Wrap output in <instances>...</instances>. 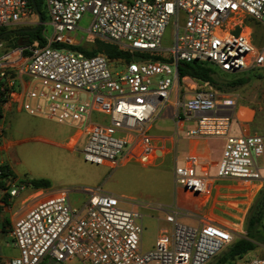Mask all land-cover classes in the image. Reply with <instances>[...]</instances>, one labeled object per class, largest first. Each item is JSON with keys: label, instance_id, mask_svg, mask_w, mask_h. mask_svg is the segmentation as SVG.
Masks as SVG:
<instances>
[{"label": "built area", "instance_id": "2783aa9c", "mask_svg": "<svg viewBox=\"0 0 264 264\" xmlns=\"http://www.w3.org/2000/svg\"><path fill=\"white\" fill-rule=\"evenodd\" d=\"M51 35L43 44L18 45L0 56V86L7 90L14 76L5 66L18 62L30 79L21 107L28 113L78 124L86 133L85 160L105 165L124 158L151 160L158 148L149 132L167 106L178 120L196 118L188 134L224 135L221 157L209 167L188 154L176 164L173 180L194 193H206L212 178L236 179L246 195L264 185V134L229 132L235 101L212 89L180 92L179 61L200 59L223 71L258 69L264 75V43H253L251 19L264 24V0H45ZM89 13L87 30L122 48L159 54L126 60L113 71L104 53L84 54L56 44H76L80 19ZM30 0H0V28L35 21ZM172 23V44L162 36ZM1 45V42H0ZM28 50V53L24 51ZM14 57V58H13ZM15 59V60H13ZM121 61V59H119ZM119 62V61H117ZM7 93H4L6 100ZM173 97L174 102H171ZM103 113L99 118L92 116ZM3 126L0 123V139ZM23 185L10 188V195ZM86 197L73 204L70 189L37 191L8 229L18 253L7 264H205L235 237L243 234L247 200L226 201L240 216L195 214L196 223L180 220L189 210L164 207L171 233H159L143 248L142 213L123 195L100 185L82 186ZM255 194L253 196H255ZM28 199V200H29ZM0 264L2 262L0 261ZM232 264H235L233 262ZM244 264H264L253 255Z\"/></svg>", "mask_w": 264, "mask_h": 264}, {"label": "rangeland", "instance_id": "374dc122", "mask_svg": "<svg viewBox=\"0 0 264 264\" xmlns=\"http://www.w3.org/2000/svg\"><path fill=\"white\" fill-rule=\"evenodd\" d=\"M37 5L38 11L43 17L46 35L49 36L52 33V25L47 22L49 14L45 0H37ZM89 21L90 15L89 13H85L80 19L75 31L76 44H81L83 47L89 48L93 44L101 45L104 41L103 39L110 40L107 37L88 31ZM248 23L252 27L253 43L260 46L264 43V24L254 19H251ZM12 26L17 27L15 25ZM12 26L9 28H13ZM172 27V23L170 22L165 28L162 36L163 46L172 44ZM9 28L8 26L1 27L0 31L3 32ZM29 33L32 37L31 42L40 44V39L34 34V31L30 30ZM13 40L11 36L0 37V41L2 42L0 51H4L3 53H5L9 49L23 44L21 41L20 44L14 45ZM56 45L64 48L69 47L67 44L62 43ZM77 50L87 55L85 51L81 49ZM128 50L130 51L128 59L121 58V61L118 58L112 59L113 71L123 69L126 60H139L143 57V53L139 51ZM212 66L215 69V76L220 79H229L230 77L246 73L249 76L248 81L239 86L221 90L207 82H199L186 75L178 83L180 92L186 90L189 92L195 89L205 88L215 90L221 96H229L235 101L236 107L241 108L237 112L240 120H237L235 116L231 117L229 132L237 134L239 130L238 121H240V131L264 134V75L258 69L228 72L221 70L214 64ZM4 91L6 92L5 89ZM92 114L98 118L104 115L96 111ZM0 123L3 126L2 138L0 139V162L8 163L14 171L21 174L23 179L18 182L26 184L29 178L45 177L49 181V185L45 186V190L66 187L70 189L69 196L72 203L77 204L86 197L85 191L81 190L82 186H96L99 184L95 182L98 177L102 176V178H105L106 173L102 175V171H97L98 169L95 166L88 164L91 163L90 161L83 158L81 151L83 144L81 146L78 144L73 149L65 145L67 135L71 131L68 124L57 122L53 118L30 114L24 109L18 112L15 111L13 116L9 117L1 107V103ZM34 134H39L42 137L29 139ZM16 138L21 139L16 140ZM219 138H224V135H220ZM13 139L16 141H12ZM3 140H5L4 144H2ZM8 145H11V147L6 149ZM119 156L120 153H118ZM159 170L147 171L137 162L129 161L126 165L120 166L118 171L114 172L108 182L104 183V188L118 195L125 196L129 199L128 201L147 203V205L156 210L155 216L159 214L163 215V211L158 206L174 204L177 185L174 183L172 171H169V165L164 163L159 166ZM5 183L8 184L10 182L8 179H5ZM25 187L19 190L17 201L15 199L11 200V204L14 205L7 206L4 212L5 214L8 213L13 218L15 217L16 213H14V210L21 205V198L33 188L32 185L28 186L27 184ZM3 189L0 188V196L5 193ZM255 199V196H253L251 202L254 203ZM31 200L29 199L27 204ZM121 205L127 206L125 202L121 203ZM214 212L218 214H213L216 217L224 216L218 209H215ZM183 220L191 221L188 218H184ZM156 226L157 220L151 219L146 222L141 237L144 248L152 245L155 239ZM10 241L11 238L8 232L0 231L1 254H7L11 251ZM253 255H264V244H259L254 250L248 251L242 258H236L233 262L235 264H244ZM215 259L216 256L212 257L205 264H213ZM40 264L52 263L48 262L45 258ZM74 264H77L76 261Z\"/></svg>", "mask_w": 264, "mask_h": 264}, {"label": "crops", "instance_id": "0c3cea01", "mask_svg": "<svg viewBox=\"0 0 264 264\" xmlns=\"http://www.w3.org/2000/svg\"><path fill=\"white\" fill-rule=\"evenodd\" d=\"M37 18H38V15L35 18V21L33 22L18 23L15 25L17 27L9 25L8 28L11 26L13 28L33 26L37 22L38 20ZM47 22L50 23V19H48ZM41 23H44L43 20ZM42 35L44 39L46 40V37H45L46 30L44 28V25L42 29ZM23 44L32 45L36 43L28 42V40L25 39L23 40ZM92 47L93 46L89 48H92ZM3 52L4 51H0V56L3 54ZM24 52L28 53V50H25ZM18 67H19V64L17 61H15L13 65L8 64L5 66V68L10 73H12L14 76L13 85L9 86L6 92L4 91V93H7L6 100L0 101L1 107L4 109V112L6 111L7 116L9 117H12L15 111L18 112L20 110H23V108L21 107V103H22L21 101L23 98V90H24V87L28 84V81L30 79L27 73L18 71ZM172 101L174 102L173 97H171V102ZM240 109H241L240 107L238 108L235 106L236 113L239 112ZM171 110H172L171 106L170 105L167 106L163 110V112L156 119H154L151 123L149 132L151 134L153 142L158 145L156 154L151 160L141 161V160H137L134 158H124L123 156H119L117 166H115L112 169H109L105 165H99L95 162L90 161L91 163H88V164H92L93 166H95L98 169L97 171H102V175L103 173H106L105 178H102V176H100L95 180V182L99 183L98 185H100L103 189H105L104 183L108 182V180L110 179V177H112L114 172L119 170L120 166L126 165L129 161L137 162L138 164H140V166L144 167L147 171H160L159 166L166 163V165L170 166L169 171H172L171 173L173 175L174 166L176 164L184 163L185 158L188 154H196L200 158V164L197 166L198 171L201 169L202 165L204 166L207 165V167H209V171H211V173H214L215 167L212 164L218 161L221 157L223 145L225 142V136L224 138H219L220 135H216V134H188L187 130L195 126L196 118L191 117L188 119L178 120V118L174 115V113L171 112ZM237 120H240L239 117L237 118ZM60 123L68 124L71 129L65 141V145L68 148L73 149L78 144H80L81 146L85 142L86 133L83 131V129L78 124L69 123V122H60ZM238 128L239 130L237 132L240 133L241 132L240 131L241 129L240 121H238ZM41 137L42 136H40L39 134H34L33 136H30L29 139L41 138ZM21 138H16V140L17 139L20 140ZM14 140L15 139H13L12 141ZM4 141L5 140H3L2 144L5 143ZM10 147L11 145H8L6 149ZM9 167L11 168L10 165ZM12 171H13L14 176L8 179L10 183L4 184L3 190H5V193L4 195L0 196V207H1L0 209V231H5V232H7L9 227H11V225L14 223L15 219L18 217L21 210L25 208V206L27 205V201H29L28 199L30 198V196L33 195L37 191L45 190V187H34L33 186L32 190L29 191L26 195H24L21 198L20 200L21 205H19V207H17L14 210V213H16L15 217L13 218L8 213L5 214L4 212L6 210V207L10 205H14V204H11V200L15 199L17 201L19 190L23 189L26 184L28 186L31 185V184H28L27 182L26 184L24 183L22 184V182L21 183L18 182L23 179L21 174L14 171L13 169ZM14 185H19V186L23 185V187L20 188L16 194L10 195L9 190ZM176 191L177 193H176L174 204L158 206V208H160L163 211V215L159 214L155 216L156 210L150 207L149 205H147V203L143 204V203H137V202L130 201V202H127L126 204L127 206L136 207L142 213L141 220L143 223V229H144L146 222H148L149 220L151 219L155 221L157 220L156 234H155V237H156V235H158L159 233H169L170 234L172 231L171 229L172 225L169 222H167L164 218L165 210L162 209L164 207L177 206L179 209H186L192 212L191 214L183 213L179 216L180 220L187 222V223L197 222V217L195 214H209V215L216 214L218 215L216 212H214L215 209H218L220 213L224 214V216L221 215V217L231 218L229 214H232L231 219L235 220L234 216H240V214H238V210H235V208H232L231 206H229L226 203V201H233V200L241 201L243 198V200L248 201L247 202L248 203L247 207H248L249 203L251 202L253 198V195L255 194L254 193L251 196L250 195L247 196L246 191L240 186V184H238L236 179H232V178L217 179L215 177L212 178L211 188L206 193L190 192V191L185 190L181 186H177ZM4 196H6V199H7L6 202L5 200H3ZM184 218L191 219V221L183 220ZM10 244H11V251L9 253L7 254L0 253V261L2 262V264L7 263L8 259H10L12 256L18 253V249L12 243V241H10ZM141 244H142V238H141ZM149 247H146V248H149Z\"/></svg>", "mask_w": 264, "mask_h": 264}, {"label": "trees", "instance_id": "16d2710c", "mask_svg": "<svg viewBox=\"0 0 264 264\" xmlns=\"http://www.w3.org/2000/svg\"><path fill=\"white\" fill-rule=\"evenodd\" d=\"M35 5L38 10L37 0H34ZM30 3L33 6L32 1ZM43 20V17H42ZM23 28V27H19ZM43 23H40L36 29H33L34 34H36L40 39V44L46 42L42 35ZM30 30L21 29L19 31L9 32L1 37H10L13 38V44H20L23 40L32 41V37L29 33ZM2 31H0L1 33ZM101 45L94 44L92 48H85L81 44H67L71 48L81 49L87 54H94L97 52L104 53L108 58H125L128 59L130 51L126 48H122L119 44L103 39ZM135 51V50H134ZM137 51V50H136ZM141 52V51H139ZM143 53V57L152 56V57H165L159 54H150L148 52ZM247 71V70H246ZM178 80L180 81L182 77L188 75L199 82H207L210 85L221 89L227 90L244 84L248 81L249 76L245 73L242 75L230 77L229 79H220L215 76V69L212 66V63L200 59H194L191 61H179L177 65ZM3 87L0 86V101L4 100L2 97L4 93ZM205 89V88H200ZM13 171L9 167V164L6 162H0V188L4 187V180L13 177ZM28 184H31L34 187H45L49 185L48 179L45 177H32L27 181ZM254 203L251 202L247 215L244 222V233L235 237L228 245L221 249L215 256L216 259L213 264H232L236 258L243 257L248 251L254 249L259 244H264V185L259 188L255 194ZM5 202L7 201L6 196L3 197ZM1 209V207H0Z\"/></svg>", "mask_w": 264, "mask_h": 264}, {"label": "water", "instance_id": "95a60500", "mask_svg": "<svg viewBox=\"0 0 264 264\" xmlns=\"http://www.w3.org/2000/svg\"><path fill=\"white\" fill-rule=\"evenodd\" d=\"M31 1H32L33 6H34V9H35V11H36V13H37V15H38V20H37V22L35 23V25L30 26V27L11 28V29H7V30H5V31H3V32L0 33V37L3 36V35H5L6 33H9V32L19 31V30H21V29H25V30H33V29H36V28L39 26V24L42 22V15H41V13L37 10V7H36V5H35L34 0H31Z\"/></svg>", "mask_w": 264, "mask_h": 264}]
</instances>
